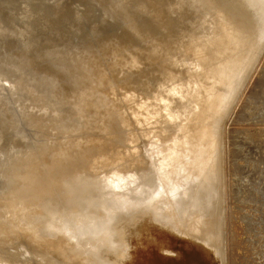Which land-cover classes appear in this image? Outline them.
<instances>
[{
    "label": "bare ground",
    "instance_id": "6f19581e",
    "mask_svg": "<svg viewBox=\"0 0 264 264\" xmlns=\"http://www.w3.org/2000/svg\"><path fill=\"white\" fill-rule=\"evenodd\" d=\"M263 53L264 0H0V264H248L223 137Z\"/></svg>",
    "mask_w": 264,
    "mask_h": 264
},
{
    "label": "rangeland",
    "instance_id": "374dc122",
    "mask_svg": "<svg viewBox=\"0 0 264 264\" xmlns=\"http://www.w3.org/2000/svg\"><path fill=\"white\" fill-rule=\"evenodd\" d=\"M262 58H263V59H261L262 64L261 63L259 64L261 69L258 66L259 70L256 69L255 72L253 73V75L250 77V79H249L250 81L248 80V83H246V86L243 88V90L241 92L240 98L238 99L239 102L237 101L235 103V105L233 106V108L231 110V113L229 114L230 117H228V119H227L229 121H227V124H226L228 127L225 126L224 137H223V150H224V155H225V160H226V169L228 171L227 172V175H228L227 181H228V186L230 188V199H229V208H230L229 215H230V218H229V222L232 225V229L236 232L235 238L230 242H245L246 243V261L248 262V264H264V189H262V191H261V190H259L258 187H256L257 189L255 188L252 190H245L246 201H245V203H243L244 201L241 202V201H236L233 199V197L231 196V187L233 188V182L235 180V174H236L235 168H234L235 165L238 166L241 164H246V168H247L246 170L254 168L252 162L249 161V159H247L245 157L244 153L240 152L242 150V148L240 146L243 144L244 139H245L244 143H246V140L249 141V144L253 145V147L259 148L258 149L259 151H260V149L262 150L264 148L263 147L264 146V143H263L264 138L262 139V137H264L263 136L264 135V127H262V126H264V123H263L264 118H261V116L258 115L260 113L259 110L261 109V107H263V104H264L263 103L264 102V89H263V87L262 88L259 87L260 86L259 84L260 83L262 84V80H263L262 78H264L262 76V75H264L263 74V71H264V65H263L264 64V53H263ZM193 69H195V68H193ZM251 79H252L253 83L251 82ZM190 83H192V82H190ZM247 87H249V88H247ZM254 88H256L255 91L258 88L256 93L253 90ZM261 89H263V90H261ZM191 91H192V89H190V93H192ZM260 91H262V92H260ZM258 94H260V96ZM246 96H249V98H247ZM252 96H253V98H256V96H258L257 97L258 100L253 99ZM259 98L262 100H260ZM242 99H244V100H242ZM253 100H255L258 103V105H255L257 103ZM260 103H263V104L259 105ZM254 105L256 106L255 110H254V107H255ZM246 106L247 107L249 106L250 109L249 108L245 109V108H247ZM258 106H259V109H258ZM252 107H253V109H252ZM242 109L246 110V112L244 111L246 114L243 111L242 112L244 114L241 112ZM253 110H254V113H252ZM256 110L258 113L257 112L255 113ZM249 111H250V113H249ZM247 115H249V116L247 117ZM250 115H251V117H250ZM245 117H246V119L247 118L248 119L246 120ZM255 118L262 120V122H261V120L260 121L257 120L261 123V126H259L260 123L257 122L255 120ZM239 119H240V121H239ZM254 121H256V122H254ZM248 122H249V124L252 123L253 125L256 126V127L253 125L249 126L250 128H251V126L253 127V129L251 128L252 129L251 133H250V128L246 127V126H248ZM180 124H184V119L180 120L179 122L176 121V122H174V124L172 123L171 128L175 127V128H177L176 130H178V127ZM241 125L243 127H241ZM258 126L260 128H258ZM255 128L257 129L256 130L257 133L254 130ZM259 130L262 131L263 134H261V132ZM174 131H175V129H171L170 133L166 137H163L161 139L163 141H169V139H170L171 135L174 133ZM258 131H259V133H258ZM225 132H226V134H225ZM252 133H254V134H252ZM249 135H251V136H249ZM253 135H255V136L259 135V137L262 140L259 137H257L256 139L254 137V139H253V137H252ZM261 135H262V137H261ZM257 139L258 140L260 139L261 141L259 140V142H258ZM256 140L258 143L256 142ZM253 142L255 143V146H254ZM257 144H259V145H257ZM246 145H248V143H246ZM260 145H262V147H258ZM160 148H167V143H164V144L158 146L157 150H160ZM146 150L149 152L155 151L154 149H148V148H146ZM238 150H240V151H238ZM250 173L251 172H248V175H251Z\"/></svg>",
    "mask_w": 264,
    "mask_h": 264
}]
</instances>
